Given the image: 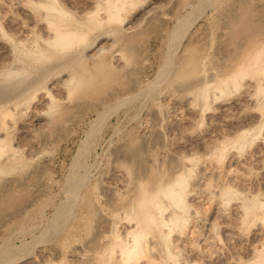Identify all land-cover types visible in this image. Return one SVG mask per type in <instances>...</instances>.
Returning a JSON list of instances; mask_svg holds the SVG:
<instances>
[{"label": "rangeland", "instance_id": "374dc122", "mask_svg": "<svg viewBox=\"0 0 264 264\" xmlns=\"http://www.w3.org/2000/svg\"><path fill=\"white\" fill-rule=\"evenodd\" d=\"M146 1V4L154 2L158 9L150 16L137 17V11L129 18L135 24L134 34L131 33L135 38V52L122 57L128 66L124 67L126 77L120 84L130 89L136 83V87L120 98L106 100V96L102 105L96 102V95H90L92 99L86 108L83 104L65 102V94L55 90L51 96L56 106L43 103L42 93L32 95V89L20 95L30 86L49 89L59 77L50 70L18 84L20 89L14 83L9 87L0 84V102L22 101L0 134L3 138L0 144V264H120L118 251L123 231L131 224L124 220L123 211L120 213L116 205L129 198L121 187L133 176L131 164L121 152L127 147L141 148L142 159L161 168L180 155H177L180 152L177 144L197 140L206 148L183 151L189 159L186 169L191 170L186 172L189 185L185 196L188 211L185 234L173 235L166 241L151 235L141 241L140 255L130 264H187L188 261L249 264L256 260L253 250H259L264 243V227L259 223L264 218V208L260 205L264 197V144L261 150L258 141L239 139L241 126L238 128L237 124L252 110L257 121L249 127L257 131L264 122V93L256 88L260 74L264 73L261 72L264 69V0H171L169 4L162 0ZM2 2L7 8L0 7L3 28L0 67L11 71L33 70L35 67L26 59L24 46L18 45L17 39L25 35L19 29L24 26L30 30L31 38L38 41L36 44L42 46L39 30L32 27L26 12L9 1ZM174 5L180 6L178 12ZM230 6L233 12L240 7L247 10L250 30L236 34L231 31L224 16ZM176 15L178 24L174 28L173 21L164 17ZM245 49L251 58L241 70L242 85L233 91L229 81L222 93L225 102L217 98L220 93L215 86L206 91L208 101L201 90L188 93L177 90L195 78L190 74L188 79H179L173 73L181 57L186 60L203 55L204 63L197 73L215 71L218 66L238 62ZM93 51L88 46L81 50V55ZM167 59L172 60V71L163 78ZM248 82L253 86L250 91L247 89L250 98L255 97L250 101L243 98ZM103 91L101 94L106 95V90ZM213 94L218 101H213ZM231 97L239 99L235 102ZM225 104L228 110H224ZM68 106L71 110L67 113H56ZM50 115L54 122L47 123ZM26 121L31 125L24 132L22 125ZM230 124L235 126L228 127ZM213 146L219 149L212 152ZM11 153L17 155L16 160L8 159ZM78 166L87 168L89 174L85 185L78 190L79 195L71 202L66 194ZM220 188L225 192L224 198L220 195L221 199ZM254 195H257L256 201L251 199ZM113 200L116 205L111 203ZM238 206L241 207L235 208ZM147 247H152V251Z\"/></svg>", "mask_w": 264, "mask_h": 264}, {"label": "bare ground", "instance_id": "6f19581e", "mask_svg": "<svg viewBox=\"0 0 264 264\" xmlns=\"http://www.w3.org/2000/svg\"><path fill=\"white\" fill-rule=\"evenodd\" d=\"M6 1H9V3L13 4L15 8H20L23 10V12H26V14L28 15V20H30L33 24L32 27L39 30L40 41L43 47L36 44V42L38 41H36L34 38L33 39L31 38V35L28 34L30 33V30L28 28H25L24 26L19 28L22 31L20 32L21 33L24 32L25 35L22 34L20 36L21 38L19 37L18 39L17 38L15 39H17L18 41V45L24 46L23 48L25 49L24 54L26 55V59L28 61L30 60V63L35 68L30 71H28L25 68L11 71V70H4L2 67H0V77L3 78V80H0V84L9 87L10 84L14 83L15 84L14 86L17 87L19 86L18 84L20 83L25 84V82H27L28 79H30L31 77H35L36 75H39L42 71L45 72L49 70L55 71L57 73V76L59 77L57 80L51 83L49 89L47 88L44 89L42 87L44 90L43 89L41 90V88H37V86L36 87L30 86L24 91H21L22 93H20V95L32 89V95L42 93L41 98L43 100V103L47 102L48 105L49 104L51 105V104H55L54 99L51 96V91L55 90L57 92L65 94V102H68L69 104H73V105L74 103L83 104L85 105L86 108H87L86 104L92 99L90 95L93 96L96 95V99H98V101L96 100V102L103 105L104 98L106 96H107L106 100L110 97L118 99L124 94V92L127 93V91L131 90L132 88L134 89V87H136V83L131 85L130 89L125 88L120 84L121 80L124 77H126V74L123 72L124 67L126 68L128 66V65L125 66V62L122 61V57L125 53L132 54L133 52H135V49L133 48L135 38H133L134 36H131V33L135 29V24L129 22L130 21L129 18L134 12L136 13L137 11H138L137 17L153 15L154 13H156L158 9V7L155 6L154 2H149L148 4H146L147 2L146 0H76V3L74 4V0H6ZM162 1L165 4H169L171 0H162ZM1 6L3 5L0 4V7ZM173 7L174 9H176L177 5L176 7L175 5ZM2 8L5 7L3 6ZM179 8L177 7V12ZM182 9H184L183 6H181L180 10L182 11ZM226 10L227 11L225 12L224 16L226 18L227 23H229L231 25L230 27H232L231 31L233 30V32H235L236 34L237 31L242 33L243 30L245 29L248 30L250 28L249 25L251 18H250V14H248L245 8L243 9L242 7H240L238 10L236 8L237 10V11L235 10L236 14L235 12H233L234 10L232 6H230V8L228 9L226 8ZM164 18L165 20L168 19L173 21L174 28L177 26L178 15H176L174 18H172V16H170L169 18L165 16ZM1 29L3 28L0 27V31H2ZM195 44H197L196 41ZM88 46L91 47V49H93L94 51L89 54L81 55V50H83ZM115 47H119L120 49L118 51H114L113 49ZM249 55H250L249 50L245 49L242 52V54H240V58L238 59V62L234 64L230 63V64H224L218 66L216 67L215 71H206V72L199 71L198 73H197V69H200L202 67L201 65H203L204 63V59H205L204 56L200 54L199 56L195 55L196 57L191 59L188 58L189 60L188 59L185 60V57L183 56V58L182 57L180 58L182 60L179 59L177 64L174 62L176 66L174 67L173 73L177 77H179V79L183 78L185 80V77H187L186 79H188L190 74H192V76L195 75L194 76L195 78L192 77L191 79L193 78L194 79L190 83L188 84H186L187 82L184 83L182 86L178 87L177 90L182 93L184 92L186 93L187 91L193 92V90L196 89L198 91L201 90L203 93L205 92L204 96H205V100H207V96H206L208 95L206 94L207 89L212 86H215V88L219 90L218 93H220L219 97L217 98L219 99L221 98L220 100H222V102H225L226 100L224 101L223 99L226 98H224V96L222 95L224 91L223 89L228 88L229 81L231 82L233 91L234 88L237 89L239 88L240 85H242L240 83L243 82L242 79L240 78L241 70L243 67L248 65L249 63L248 61L251 58ZM257 55L258 58H260L261 51L257 52ZM167 60L168 61L164 69V73L162 71L164 75L162 76L163 78L172 71V70L170 71L172 60L171 59H167ZM122 62L124 63V65L120 66V64H123ZM74 64L75 65L77 64V66H74ZM44 66L45 67L48 66V69L45 70ZM261 72H264V69H262ZM260 77L261 79L257 83L256 88L264 93V73H261ZM163 78L160 79L163 80ZM136 80L138 81V79ZM38 81L39 80L37 79V82ZM181 82H183V80ZM250 83L248 82V84L245 85L246 91L245 92L242 91L244 93L243 98H246L247 101L248 100L250 101L252 98V97L250 98V95L248 93L249 88L253 87L251 86L252 83L251 84ZM139 84L137 88H140ZM18 88L20 89L21 87H17V89ZM103 90H106V95L101 94ZM213 96H214L213 101L219 100L216 98L217 96L216 94L215 95L213 94ZM252 99H255V97H253ZM15 100L6 99L0 102V134L2 132L1 130L3 129L6 130V128H4L5 126H7L5 122L9 121L11 115L14 114V111L18 109L19 106L22 105V101L19 100L15 101ZM237 100H235V102ZM254 101H252V103ZM222 102L219 103V105L222 104ZM232 104L235 103H231L229 105ZM54 106H56V104ZM233 107L234 106H232V108ZM69 108L70 106L64 107L62 109H58L56 113L59 114L67 113L68 111L71 110ZM216 108L219 109V107ZM226 108L228 110L227 106L225 107L224 110H226ZM252 111L248 113L246 118H244L245 117L244 114L243 117L244 119L242 121H239L241 122L240 124H237V126L238 125L241 126L240 128L238 126L239 128L238 131H240L239 132L240 134L238 135H239V139L240 137L244 138V141L247 138L251 139L252 143H254L253 141L255 140L258 141L257 143L259 144L261 149L262 147L261 145L264 144V138H263L264 122L261 123L259 130L257 129L256 131V129L252 128L253 124L257 121V120L254 121V115ZM245 113L247 114V112ZM53 118L54 117L51 116L49 119L46 120V122L47 123L54 122ZM242 122L244 125H241ZM235 123H237V121L236 122L234 121V124ZM231 124L228 125V127H231ZM30 125L31 124L27 123L26 121L22 125L23 126L22 130L24 132H27L29 130ZM250 125H252L251 128L249 127ZM238 128H236V130ZM195 139L197 140V138ZM2 141L3 138H1L0 135V144L2 143ZM201 142L197 140L194 143L185 141L177 144L176 149L180 152L182 151L181 152L182 154L179 152L177 154V155L180 154L179 156L169 160L165 165L163 164L164 166L161 168H156L155 167L156 165L154 166L153 164L151 163L149 164L146 161H144L142 159V152H141V150L143 149L141 148L127 147V149L123 150L122 152L119 150L121 152V155H123V158L128 160L129 163L131 164L130 168H132V175H133L132 177L130 176L131 178L127 179V181L125 180L126 181L125 184H123L121 187L124 193L125 192L128 193L129 198L128 199L126 198L124 200L125 202L123 201V203L119 205H116L115 200H113L114 202H111V203H115L114 205H116V208L118 206V210H120L119 211L120 213H122L123 211L122 215L124 214L123 216L125 218L124 220H127L128 223L131 224L130 227L128 226L129 225L128 224L127 226L129 228L123 231L124 238L121 240L122 245L118 251L119 252L118 255L120 257L119 259L120 264H130L135 257H138L141 251V245H142L141 241L143 240L146 241V239H149L151 235L155 234L160 238L165 239L166 241V240H170L173 235L182 236L185 234L184 231L185 229L184 225L186 224L185 215L188 212L186 210L187 205H185V196L189 185L188 184L189 177L186 175V172L189 168L186 169L187 167L185 164L187 161H189V159L186 156L187 154L186 155L185 153L183 154V151L184 150L189 151L190 148L191 149L196 148L197 150L205 149L206 145L204 143H202L203 144L202 145ZM257 143L253 145H257ZM253 145L252 147H254ZM217 146H219V143ZM217 146H215L216 148L213 146L214 148L212 149V152H214V149L216 150L219 149V147H221V146L219 147ZM239 147L240 146H238L237 149H241ZM224 149L225 148H223V151ZM258 150L259 149L257 148V151ZM15 157H17V155L15 153H11L8 156V159L16 160L17 158L14 159ZM153 163L155 164L154 161ZM160 166H162V164ZM88 174H89V170L87 168H83L81 166H78L76 168V171L74 172V176H72L73 178L71 184L70 183L68 184L69 185L67 189L68 193L66 195L69 201L72 202L77 197V195H79L78 190H81L82 187L85 185L86 179H88L87 178ZM201 175L203 176V172H201ZM197 185L200 184L197 183ZM192 187L196 188L194 184L192 185ZM224 188L226 189V187ZM108 189L111 191L114 190V189H110L109 187ZM223 189L220 188V194L218 193L219 197L220 195L221 196L223 195L222 198H224V194H225V192H223ZM262 196L263 194L261 195V197ZM251 199L252 201H256L257 195L251 196ZM260 205L261 207L264 208V197L261 199ZM240 207L241 206L235 208L238 209ZM67 208L66 210H68ZM68 211L70 212V210ZM59 214H62V211ZM180 214H183V216ZM113 221H116V219ZM259 223L264 227V218ZM160 238L158 239L160 240ZM147 249L152 251L151 250L152 247H147ZM253 252L256 253L257 255L256 260H254L253 262L250 261L249 264H264V243L261 245V248L259 250H253ZM174 258H175L174 256L172 255L170 256V259L174 260ZM187 264H195V262L188 261Z\"/></svg>", "mask_w": 264, "mask_h": 264}]
</instances>
